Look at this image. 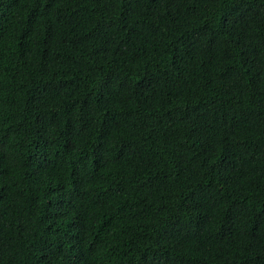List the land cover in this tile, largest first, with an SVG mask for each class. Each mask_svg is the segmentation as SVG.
I'll return each mask as SVG.
<instances>
[{
  "label": "trees",
  "instance_id": "trees-1",
  "mask_svg": "<svg viewBox=\"0 0 264 264\" xmlns=\"http://www.w3.org/2000/svg\"><path fill=\"white\" fill-rule=\"evenodd\" d=\"M0 264H264V0H0Z\"/></svg>",
  "mask_w": 264,
  "mask_h": 264
}]
</instances>
